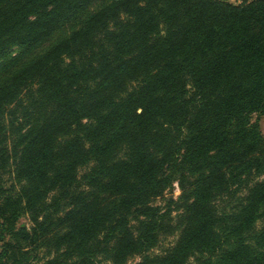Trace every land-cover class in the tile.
<instances>
[{
    "label": "trees",
    "instance_id": "trees-1",
    "mask_svg": "<svg viewBox=\"0 0 264 264\" xmlns=\"http://www.w3.org/2000/svg\"><path fill=\"white\" fill-rule=\"evenodd\" d=\"M253 114L264 0H0V264H264Z\"/></svg>",
    "mask_w": 264,
    "mask_h": 264
},
{
    "label": "rangeland",
    "instance_id": "rangeland-1",
    "mask_svg": "<svg viewBox=\"0 0 264 264\" xmlns=\"http://www.w3.org/2000/svg\"><path fill=\"white\" fill-rule=\"evenodd\" d=\"M228 2H231L233 4H239L242 0H226ZM251 120L252 122H257L258 123V126H259V129H260V132L262 134V136L264 137V115H257V114H253L251 116ZM179 195V190L178 188L176 187V185L174 184V188H173V196L174 197H177ZM169 195H166V197H168ZM156 204L157 205H163V200L162 199H158L156 201ZM17 226L18 227H21V226H26L28 227L29 226V222L26 218H20L17 222ZM161 250V248L159 250H154V253H159ZM36 256V253L34 254V257L30 260V263H34L36 260L34 259ZM37 256L38 257H41L42 256V253L41 251L37 252ZM138 259L136 258L134 261H130L129 264H133V262H137Z\"/></svg>",
    "mask_w": 264,
    "mask_h": 264
}]
</instances>
